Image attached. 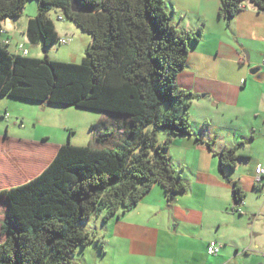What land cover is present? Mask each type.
I'll return each mask as SVG.
<instances>
[{"label":"trees","instance_id":"1","mask_svg":"<svg viewBox=\"0 0 264 264\" xmlns=\"http://www.w3.org/2000/svg\"><path fill=\"white\" fill-rule=\"evenodd\" d=\"M30 1L37 15L28 20L25 36L44 57L0 48V100L99 112L114 118L113 131L93 126L95 146L64 145L37 177L0 191L7 202L0 264H74L79 249L99 244L83 228L93 215L103 212L107 219L131 211L155 184L168 201L185 193L167 151L172 139L191 136L195 97L178 87L177 77L203 25L179 34L162 0H79L77 13L68 0H0V39L2 23L18 20ZM218 1L217 15L227 24L244 4L264 14V0ZM53 10L91 38L80 64L48 59L58 41ZM235 151L219 155L221 171L234 169ZM233 194L235 206L242 203L236 187Z\"/></svg>","mask_w":264,"mask_h":264},{"label":"crops","instance_id":"2","mask_svg":"<svg viewBox=\"0 0 264 264\" xmlns=\"http://www.w3.org/2000/svg\"><path fill=\"white\" fill-rule=\"evenodd\" d=\"M164 4L179 34L203 25L202 36L189 46L185 67L177 77L178 87L195 97L189 108L191 136L172 139L167 151L186 191L168 201L155 184L131 211L103 219L94 231L83 227L99 244L79 249L74 264H86L88 257L106 259L109 252L113 261L105 264H215L206 255V246L213 241L223 245L221 251L227 247L235 255L240 241L257 240L258 249L253 225L247 232L237 221L242 214L256 218L262 211L256 205L260 193L254 170L264 166V14L244 4L227 24L217 15L218 0H164ZM16 21L2 23V29L8 26L4 30L9 32L5 35L9 46ZM17 42L13 40L14 45ZM85 42L83 52L91 43ZM26 49V58L40 59L38 53L31 57L33 52ZM12 54L21 56L20 52ZM252 68H261L258 77L249 75ZM8 103L9 99L0 100L2 116L8 114ZM6 137L0 135V191L37 177L64 146L50 140L11 137L8 132ZM164 140L160 135L159 143ZM232 148H236L238 161L233 170L221 171L219 155ZM235 187L243 195L240 213L234 210ZM6 211L5 200L0 199V224ZM104 248L107 251L102 255ZM220 253L214 257L220 258ZM252 254L255 262H264L258 252ZM234 260L226 253L222 264H234Z\"/></svg>","mask_w":264,"mask_h":264},{"label":"rangeland","instance_id":"3","mask_svg":"<svg viewBox=\"0 0 264 264\" xmlns=\"http://www.w3.org/2000/svg\"><path fill=\"white\" fill-rule=\"evenodd\" d=\"M162 1L164 2V0ZM168 6L170 7L169 4ZM36 15V2H28L25 5L20 18L15 22V31L12 34V40L10 39L12 43L7 47L5 42L9 41V37L6 36L7 38H5V35L9 36V32L6 34V30H4V28H7L8 26L3 25L4 35L0 39V48L3 51H8L12 54L19 53L17 51L19 45H26V48L33 52L31 57H34L33 55L38 53V57H40V60H42L44 57L42 49L37 48L35 45H30L25 39V30L28 19H32ZM57 16H61V13L55 10L49 13V18L54 23V27H56L58 32V39L66 40L67 44L61 45L57 41L47 51V57L50 61L56 63L80 64L85 56L83 52L84 47H86L85 45H87V42L85 41L90 43L91 38L85 33H82L79 29H76L73 24L69 25V22L66 19L57 21ZM175 19L177 20V18ZM67 26H71L72 30H69ZM13 40L19 42L14 45ZM8 105V119L0 120V135H2V137H6V133L8 132L9 136L11 137L37 138L41 140H50V142L60 143L62 145L69 144L72 147H87L95 146V143L92 141L93 126L101 125L102 128L108 129V131H113L114 118L103 115L99 112L79 110L72 107L48 106L43 108L39 107L35 103L12 99H9ZM113 144L114 142L111 143V146L109 145V147H113ZM256 198V205L258 208L257 210H262L261 213L256 216V218H249L242 214V219H239V215L236 213L235 215L239 219V221H237L240 225L239 227L243 228L244 231L248 232V229L250 231V228L253 225L254 233L258 234L257 236L255 235L253 237V240L258 238V249H255L257 240H254L255 242L253 241V245H251L253 242L250 243L249 240L247 243L246 241H240L236 245V255L234 251L232 252L226 247L221 251L220 258H206H209L215 264H222L225 254L230 253L235 259L234 264H258V262H255V258L252 254V252H258L260 254V257L258 258L264 260L261 257L264 255V202L262 198L258 196V194L256 195ZM242 208L243 205L241 209ZM104 216L105 214L101 215L99 219H95L96 215H93L88 222L84 223L83 227H85L87 230L94 231V228H99ZM247 238H249V236ZM3 240L4 236L0 232V244L3 242ZM106 251L107 249L104 248L100 253L103 255ZM243 251H246L248 254H244ZM113 258L114 257L112 253L109 252L106 259H102V257H98L96 259L93 257H88L86 259V264H105L106 262L108 263L109 261H113ZM259 264H264V262Z\"/></svg>","mask_w":264,"mask_h":264},{"label":"built area","instance_id":"4","mask_svg":"<svg viewBox=\"0 0 264 264\" xmlns=\"http://www.w3.org/2000/svg\"><path fill=\"white\" fill-rule=\"evenodd\" d=\"M56 20L62 21V16H57ZM8 42L9 41L5 42L6 46L9 45ZM58 43L61 45H65V44H67V41L64 39H58ZM17 50H18V52L21 53L22 57H26L28 55V50L23 45H19ZM262 67H264V59L262 62ZM241 83H243V81H241ZM0 117L7 119L9 116H8V114H4L3 116L0 114ZM254 174H255V184L257 186V189H259L260 198H262V200L264 202V166L263 165H257L255 167ZM242 204L243 203H240V204L235 206L234 210L237 213L241 212ZM222 248H223V245L218 243V242H214V241L209 242L208 245L206 246V255L209 257L217 256L220 253Z\"/></svg>","mask_w":264,"mask_h":264},{"label":"water","instance_id":"5","mask_svg":"<svg viewBox=\"0 0 264 264\" xmlns=\"http://www.w3.org/2000/svg\"><path fill=\"white\" fill-rule=\"evenodd\" d=\"M68 1L70 3L71 12H73V13L79 12V10H80L79 0H68ZM260 71H261V68H252V69L249 70L248 73H249L250 76H256V77H258ZM43 107H46V106H43ZM6 204H7V202H6Z\"/></svg>","mask_w":264,"mask_h":264}]
</instances>
